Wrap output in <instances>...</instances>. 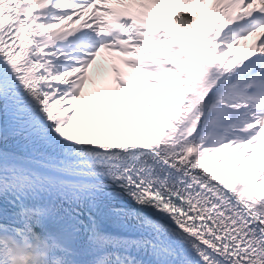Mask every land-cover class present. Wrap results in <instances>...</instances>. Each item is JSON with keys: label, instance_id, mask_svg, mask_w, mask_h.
Wrapping results in <instances>:
<instances>
[{"label": "snow or ice", "instance_id": "1", "mask_svg": "<svg viewBox=\"0 0 264 264\" xmlns=\"http://www.w3.org/2000/svg\"><path fill=\"white\" fill-rule=\"evenodd\" d=\"M0 264H264V0H0Z\"/></svg>", "mask_w": 264, "mask_h": 264}, {"label": "bare ground", "instance_id": "2", "mask_svg": "<svg viewBox=\"0 0 264 264\" xmlns=\"http://www.w3.org/2000/svg\"><path fill=\"white\" fill-rule=\"evenodd\" d=\"M248 42H241V44L237 48V57L241 56L243 52L246 50Z\"/></svg>", "mask_w": 264, "mask_h": 264}]
</instances>
